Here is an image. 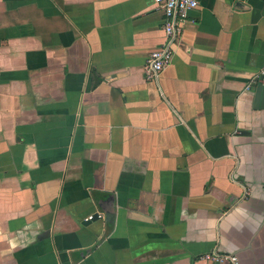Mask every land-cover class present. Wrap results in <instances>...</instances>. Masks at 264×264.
<instances>
[{"label": "crops", "instance_id": "crops-1", "mask_svg": "<svg viewBox=\"0 0 264 264\" xmlns=\"http://www.w3.org/2000/svg\"><path fill=\"white\" fill-rule=\"evenodd\" d=\"M162 23L0 0V264H264V0H198L148 80Z\"/></svg>", "mask_w": 264, "mask_h": 264}, {"label": "built area", "instance_id": "built-area-1", "mask_svg": "<svg viewBox=\"0 0 264 264\" xmlns=\"http://www.w3.org/2000/svg\"><path fill=\"white\" fill-rule=\"evenodd\" d=\"M153 2L163 13L162 29L164 41L147 55L143 65V72L148 80L156 79L159 73L169 66L173 57L172 45L178 41L182 25L189 12L198 5V0H153ZM258 77L264 79V65ZM94 217H100V214H90L85 220H92ZM200 258L213 263L240 264L238 256L233 253L210 251L203 253Z\"/></svg>", "mask_w": 264, "mask_h": 264}, {"label": "water", "instance_id": "water-1", "mask_svg": "<svg viewBox=\"0 0 264 264\" xmlns=\"http://www.w3.org/2000/svg\"><path fill=\"white\" fill-rule=\"evenodd\" d=\"M263 89H264V85H263V87H262Z\"/></svg>", "mask_w": 264, "mask_h": 264}]
</instances>
